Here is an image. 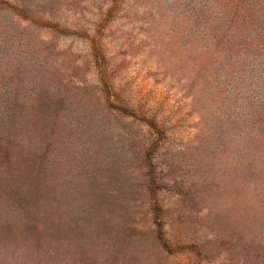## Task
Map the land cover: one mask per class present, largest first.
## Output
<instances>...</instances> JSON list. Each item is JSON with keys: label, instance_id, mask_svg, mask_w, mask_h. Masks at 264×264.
I'll list each match as a JSON object with an SVG mask.
<instances>
[{"label": "rangeland", "instance_id": "rangeland-1", "mask_svg": "<svg viewBox=\"0 0 264 264\" xmlns=\"http://www.w3.org/2000/svg\"><path fill=\"white\" fill-rule=\"evenodd\" d=\"M86 93L129 105L132 139L105 147L151 142L159 169L177 166L195 205L170 211L168 236L202 264H248L212 217L264 211V0H0L2 142L39 144ZM250 228L264 242V219Z\"/></svg>", "mask_w": 264, "mask_h": 264}, {"label": "trees", "instance_id": "trees-1", "mask_svg": "<svg viewBox=\"0 0 264 264\" xmlns=\"http://www.w3.org/2000/svg\"><path fill=\"white\" fill-rule=\"evenodd\" d=\"M85 95L74 100V116L49 123L39 144L0 139V264H202L198 244L167 234L170 211L188 221L195 205L173 176L177 166L164 161L159 169L151 142L143 152L135 143L105 147L112 136L132 139L129 105L111 93ZM71 131L80 147H67ZM241 217H212L216 237H236L237 256L264 264V242L249 236L264 211L251 206ZM184 246L192 252L186 263Z\"/></svg>", "mask_w": 264, "mask_h": 264}]
</instances>
